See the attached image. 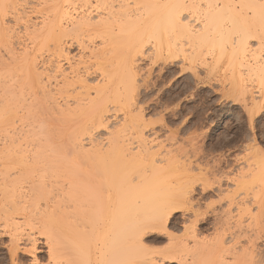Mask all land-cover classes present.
<instances>
[{
  "label": "bare ground",
  "instance_id": "6f19581e",
  "mask_svg": "<svg viewBox=\"0 0 264 264\" xmlns=\"http://www.w3.org/2000/svg\"><path fill=\"white\" fill-rule=\"evenodd\" d=\"M28 4L29 0H0V38L8 44L9 60L21 59L9 46L16 36L21 38L12 32L15 25L23 23L25 40L38 45L33 53L28 42H19L35 71L30 80L28 74L25 77L28 88L22 80L25 70L16 79L12 62L0 61V227L10 235L11 264L18 263L21 241L31 244L27 252L35 251V231L48 245L45 264H156L143 249L144 230L166 229L170 211L193 202L194 183L189 179L181 184L177 179L182 174L176 176L177 168L191 172L185 163L178 167L182 160L178 155L177 161L168 156L177 149H165L156 134L146 132L150 121L141 116L134 93L138 64L146 57L175 61L198 80L201 70L210 77L224 65L229 70L227 95L231 92L245 104L264 105V0H37L30 3L37 21ZM75 45L79 52L74 54ZM45 49L54 57L51 78L60 76L54 78V92L43 85V72L38 71L42 67L36 62ZM62 62L68 66L63 68ZM93 75L97 83L90 86ZM31 80L38 82L34 87L38 93L42 89V97L33 93V87L34 96L27 94ZM46 109L49 113L57 109L60 122H69L74 115L84 121L65 138L54 125L60 136L54 132L55 137L54 128L49 131L44 122L35 126L38 111ZM119 110L125 115L117 124ZM17 121L27 125L17 126ZM102 131L106 137L100 136ZM100 137L104 139L99 141ZM255 146H247L251 155L232 179V195L264 214V155ZM219 238L207 245L212 251L220 245ZM206 256L192 264H230L219 257L211 259L210 252Z\"/></svg>",
  "mask_w": 264,
  "mask_h": 264
},
{
  "label": "rangeland",
  "instance_id": "374dc122",
  "mask_svg": "<svg viewBox=\"0 0 264 264\" xmlns=\"http://www.w3.org/2000/svg\"><path fill=\"white\" fill-rule=\"evenodd\" d=\"M31 1L36 2L37 0L34 1L29 0V4H28V6L31 7L29 9H32L31 11L29 10V12H31L30 13L32 14L31 16L34 15L32 17V19L34 20V18L36 17V13L33 11V8H39V6L33 3V8H32V5H30V3H32ZM35 20L37 21L38 19ZM22 24L23 23L17 24L19 30L16 27V25L13 27L12 30V32L15 31L14 34L15 33L16 35L18 34V37L20 38L21 36V38L18 40L16 36L15 39H17V41H15L14 39V43H12L14 46L9 45L11 46L10 47L11 51H12V47L13 49L15 47L16 48L15 53L17 54L18 52L17 55L14 54L15 56L11 53L10 55H13L16 58L21 57V59H19L17 62H16L17 59L16 60L14 59L15 61L12 62L13 60L11 58L10 61L9 60L10 56L8 55L9 50H7L9 49L8 44L6 41H3L5 42L3 43L0 38L1 41L0 46H2V49L0 48V52L1 50L4 49L3 46H5L6 48L3 50V51L6 50L5 52L0 53L3 56L2 60L0 61L2 63L12 62L9 64V66L14 69L16 74H18V75L13 74L17 76L16 79L18 77H19L18 79H20V77L23 75L21 70L22 69L25 70L23 76L24 79L22 78V80L26 82L24 85L25 88L27 86L29 87V85H26L27 84L26 78L28 80L30 76L33 77V74L35 75V71L33 68H31L32 66L31 64H29L30 61H27V59L24 58V54L21 53L23 52V50H20L26 48L23 46L24 44L19 43L21 42L20 40L22 39L26 43L29 41V40L28 41L25 40L26 28H24V25ZM1 43H3L4 45L3 44L1 45ZM28 44L29 46H32V43L30 44V42H28ZM37 46L38 45L36 44L33 45L30 51L31 50L33 51ZM71 49H72L71 50L72 53L79 52L76 45L73 46ZM47 50H46V54H43L40 59L37 58L38 60L36 62H38L37 63L38 67H42L39 68L38 71L39 72L42 71L43 75L45 76V77L43 76V80L44 82L45 81L46 82L43 83V85L47 86L46 87L47 90L53 89L54 92L56 90L55 88H57L55 81L59 80L60 76H58V79L55 78L54 76L53 79L51 78V76L54 74V72L52 71L53 69L52 64L54 62L53 61L54 57L51 54L52 50L49 51L51 53H48ZM43 53H45V51ZM146 58L142 59L138 64L139 67L137 68V70L140 68L141 71L140 70L137 71L138 81H136L137 88L135 89L137 91L134 92L136 106L138 105L137 108L140 109V111L142 109L143 112L141 116L144 117V121H150L151 124L150 125L147 122V127H146L147 130L146 129L145 130L146 132H148L147 134H149V131L150 134L151 131L152 134L153 133L154 135L156 134L157 138H159L158 140L163 141V145H165V149H168L169 147L171 149L173 148L174 150L177 149L178 152L174 151L175 152L174 153L171 151L172 153L170 152L168 156L172 155L171 157H174V160L176 161L180 157L182 158V160H179V162L177 161V164L182 165L183 163H185L184 165H186L187 168L191 166V172L190 169L185 171L181 167V165L178 166L181 168H177L176 176H179L180 173L182 174H180V176L177 177V179L178 180L182 179L181 184H184L183 182L189 181V179L191 180L190 181L191 185L192 183L194 184L191 186L192 188H190L192 194L191 200L193 202H191V205L189 206H179L181 209L176 207L174 208V211H170L171 213L170 212H169L170 214L168 213L169 217L167 218L168 223L166 224L168 225H166V229L149 228L144 230V233L142 235L143 237L141 238L142 240L141 243H143L142 246L145 247V248L143 247V249L144 250L146 249L147 253L152 254V255L149 254L150 255L149 257H153V259L155 258L153 262L155 263L157 262L156 264H182L181 262L192 264L193 262H196L198 259L201 260V258L203 257H208L206 255L207 254L209 255V252H210V256H209L210 258L212 255L211 259H217V257H219L218 259H222V260L226 259V261L229 262L230 264H236L237 261H239V259L242 260L243 263L245 262L246 264H264V216H262L264 214L262 213L258 214V209L256 208V205H253L247 201L245 203H242V201H239V198L235 199L234 198L235 196L232 195L234 190V187H232V182H233L232 179L235 177L236 175L235 173H237L240 170L238 169V167L242 168L245 166L244 164L245 158L247 161L248 156L251 155L249 154L251 149L247 151L248 150L247 146L253 147V145L255 146L256 144L257 147L259 146L258 152L260 151L259 148H261L262 149L261 151L263 153L261 152L259 153L264 155V105L256 106V105H251V103L245 104L244 100H242L241 97H239L241 98L240 100L237 96H234V94H232L231 92L229 95H227L229 91L227 93V89L225 91L224 86L226 84H227L226 86H228L229 70L224 65L222 67L219 66L218 68H216V70H214L211 73L210 77L204 74L206 73L205 70H201L202 73L200 74L201 78L200 80H198L191 72H186V71L183 72V70L180 68V65L175 61H171V60L165 61V59L164 60L158 59L155 61H153L152 59L151 61V57H148L150 59H146ZM39 63L41 64V66ZM62 64H64L62 65L63 68H66L68 66V63L66 62L64 63L62 62ZM1 66L3 67V65ZM18 66H21V68L19 67L20 69L17 70L19 72L15 70L18 68ZM27 74L28 77H26ZM93 77L92 76L89 77L90 81H88V84L90 86H93L97 83L96 76L93 75ZM30 82L33 81L31 80ZM37 83H38L37 81L35 83L33 82L32 83L33 86L32 84H30L31 90L29 91L27 89L28 87L26 88L27 90L24 89V91L26 90L29 92L27 93L25 91L24 94L27 93L30 96L33 93L34 94L36 93L38 97H42L40 96L42 93V89H40L41 91H39L38 93V86L34 87V85H38ZM53 84L54 86H52ZM32 87L35 89V90L33 89V93H32ZM222 87L224 91L222 90ZM29 96L27 98L30 99L31 96L30 97ZM33 96L34 95H32V97ZM53 109L52 110L50 109L51 113L53 112L55 113V110H57V109L55 110ZM41 112L42 111H38V113L40 114L39 116H36V124L34 123L35 126L40 125V122L42 121L45 124L44 126H46L47 124L46 127H50L49 131H52V128H54L53 130L55 131H52V133L51 132L50 133L51 135H54L55 132L57 136H59L58 135L59 133L57 131L59 130V128L57 130L56 128L58 126L61 129L65 127L63 131L60 129V132L64 134L62 135L60 133L62 135L61 138H65L67 133L69 134L70 130H73L74 128L78 127V125L82 124L84 121L83 116L79 117L77 115H74L75 117L74 116L70 117V119L74 117L73 119L70 120L71 122L69 121L68 118L67 119L69 122H66V120L65 122H60L61 119L59 120L58 118L60 117V114H58L57 112L55 114L53 113L54 117L58 118L57 119L59 121L58 122L55 121V118L52 120L53 115H51V113H49L47 109L46 111H43L42 114ZM124 113L125 110H119L117 112V118L114 119V122H118V120H120L117 123L119 124L121 122V119L125 115ZM132 114H136L135 111ZM46 115L51 120L46 118L47 117ZM41 116L43 117L45 116V117L43 118ZM33 120L34 119H32L31 122H34ZM27 121H29V119ZM19 122L20 121H17V126L20 125L24 126L27 123L25 122L23 125L22 122L20 123ZM54 125L56 128L53 127ZM72 127L73 129H71ZM106 131L104 132L102 131L100 133V136H105ZM102 133H105V135ZM54 136L51 137L54 138ZM103 139L104 138L102 137V139L99 141H102ZM179 153L181 154V156L179 155ZM176 155H178L179 157L177 156L178 157L177 158ZM183 160L184 161L187 160V161L184 162ZM191 163L192 165H190ZM192 166L194 167L193 168L194 170L192 169ZM201 170L203 171V173L204 172L205 173L203 174ZM206 173H208V175ZM200 176L204 177V181L202 180L203 183L201 181ZM205 177H207L208 180ZM205 179L207 183H209L208 185ZM218 180H220V182H218ZM178 183L180 184V181ZM203 184L207 185L208 187ZM202 185L204 186V189ZM222 189H224L226 192ZM252 215H255L254 218ZM1 221L2 220H0V223ZM0 228H1L0 229V264H11L10 253H8L9 251L8 249L10 248L11 245L10 237H9L10 235L7 231L2 229V226ZM5 232H7L8 235ZM35 233L36 235L33 234V239L36 236L35 241H37L35 245L36 249L34 248L35 251L32 249L33 252L32 251L27 252L28 251L27 248H30L28 247V245L31 244L26 241H25L26 243H24V241H21L22 246L26 245L25 246L26 248L20 246L21 249L18 250L19 253L17 251L18 253L16 259L18 261L17 264L48 263L49 251L45 237L40 235V233L37 231H35ZM192 233H195L194 234L195 236H193ZM218 238L220 240V245H218V248H212L213 249L212 251L211 248L207 245L210 243V241H212L211 244H209L211 246L213 243L218 241L217 240ZM207 239L209 241H207ZM195 240H197L198 243L200 241L199 244L200 246L202 245L201 249L198 243L195 242ZM221 242L223 244H221ZM205 246H207V248H205ZM178 247L179 249L181 248L182 249L179 250ZM197 252H198V256L195 255ZM199 252L201 255H199ZM195 256L197 257V259ZM181 259H185V260H181Z\"/></svg>",
  "mask_w": 264,
  "mask_h": 264
}]
</instances>
